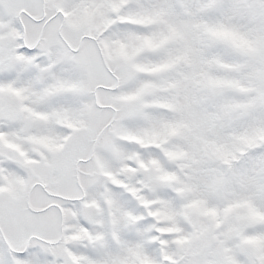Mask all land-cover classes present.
I'll return each instance as SVG.
<instances>
[{
  "label": "snow or ice",
  "instance_id": "6c2138e0",
  "mask_svg": "<svg viewBox=\"0 0 264 264\" xmlns=\"http://www.w3.org/2000/svg\"><path fill=\"white\" fill-rule=\"evenodd\" d=\"M0 264H264V0H0Z\"/></svg>",
  "mask_w": 264,
  "mask_h": 264
}]
</instances>
